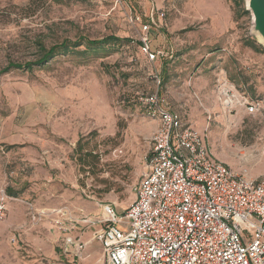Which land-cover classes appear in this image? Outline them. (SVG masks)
Instances as JSON below:
<instances>
[{
	"label": "rangeland",
	"instance_id": "rangeland-1",
	"mask_svg": "<svg viewBox=\"0 0 264 264\" xmlns=\"http://www.w3.org/2000/svg\"><path fill=\"white\" fill-rule=\"evenodd\" d=\"M245 7L246 0H0V71L33 63L42 47L64 40H118L0 75V189L11 206L0 222V264H106L95 235L103 207L124 211L149 167L159 125L138 103L155 92L232 171L264 170V46ZM152 8L164 19L149 33L158 55L149 62L134 19L144 23ZM250 103L260 110L249 113Z\"/></svg>",
	"mask_w": 264,
	"mask_h": 264
},
{
	"label": "built area",
	"instance_id": "built-area-1",
	"mask_svg": "<svg viewBox=\"0 0 264 264\" xmlns=\"http://www.w3.org/2000/svg\"><path fill=\"white\" fill-rule=\"evenodd\" d=\"M92 1L115 6L125 2ZM144 17V23L134 19L139 23V49L154 62L158 55L149 33L164 12L152 8ZM155 79L159 85V77ZM140 101L145 116L159 126L151 139L149 167L131 203L122 212L103 207L95 239L106 264H264V177L235 174L215 159L203 132L167 110L157 92ZM247 107L249 113L261 108L259 103ZM9 200L0 189V222Z\"/></svg>",
	"mask_w": 264,
	"mask_h": 264
},
{
	"label": "trees",
	"instance_id": "trees-1",
	"mask_svg": "<svg viewBox=\"0 0 264 264\" xmlns=\"http://www.w3.org/2000/svg\"><path fill=\"white\" fill-rule=\"evenodd\" d=\"M245 13H248V12L245 11ZM112 42H118V40L113 37L104 38L98 41H88L82 38L76 41H73V42L64 40L59 45H54V46H51L50 48L42 47L39 51L40 53H39L38 59L34 61L33 63H30V62L25 63V64L9 63L3 70L0 71V75L9 70H31L33 67H36V66H44L49 61L53 60L55 57L59 55L76 54L79 56H84L87 52H90V51L96 52L98 50H103L104 47L108 43H112ZM81 45H85L86 50L80 51L78 48ZM248 46L255 52H259V50L261 49V47H257L253 43H249ZM138 106H139L140 112L145 116V108L142 105L140 99H139ZM82 165L85 166L86 164L82 163Z\"/></svg>",
	"mask_w": 264,
	"mask_h": 264
},
{
	"label": "water",
	"instance_id": "water-1",
	"mask_svg": "<svg viewBox=\"0 0 264 264\" xmlns=\"http://www.w3.org/2000/svg\"><path fill=\"white\" fill-rule=\"evenodd\" d=\"M245 11L252 17L253 33L264 46V0H246Z\"/></svg>",
	"mask_w": 264,
	"mask_h": 264
},
{
	"label": "crops",
	"instance_id": "crops-1",
	"mask_svg": "<svg viewBox=\"0 0 264 264\" xmlns=\"http://www.w3.org/2000/svg\"><path fill=\"white\" fill-rule=\"evenodd\" d=\"M214 156V155H213ZM214 158L215 159H217L215 156H214ZM218 161H220L219 159H217ZM220 162H222V161H220ZM222 163H224V162H222ZM224 164H226V163H224ZM227 165V164H226ZM227 166H229V165H227ZM230 167V166H229ZM231 169V168H230ZM232 170V169H231ZM235 174H242L243 173V170H241V171H233ZM262 177H264V170L263 171H261V172H258V173H253L252 175H249L248 173H247V178H249V179H252V180H258V179H261ZM8 209H11V206H10V208H9V201H8V203H7V211H6V215H7V213H8ZM10 211V210H9ZM17 211H15L14 213H16ZM13 213V214H14ZM8 225L9 224H7V229H8ZM4 230V229H3Z\"/></svg>",
	"mask_w": 264,
	"mask_h": 264
},
{
	"label": "bare ground",
	"instance_id": "bare-ground-1",
	"mask_svg": "<svg viewBox=\"0 0 264 264\" xmlns=\"http://www.w3.org/2000/svg\"><path fill=\"white\" fill-rule=\"evenodd\" d=\"M258 40L260 41L259 37H258Z\"/></svg>",
	"mask_w": 264,
	"mask_h": 264
}]
</instances>
